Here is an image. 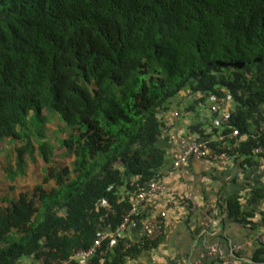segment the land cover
<instances>
[{
  "label": "trees",
  "instance_id": "obj_1",
  "mask_svg": "<svg viewBox=\"0 0 264 264\" xmlns=\"http://www.w3.org/2000/svg\"><path fill=\"white\" fill-rule=\"evenodd\" d=\"M204 94L231 98L230 122L248 137L229 152L255 171L264 156V0H0V142L21 141L11 177L35 151L46 168L42 183L1 199L0 264L67 260L116 227L132 192L165 166L159 112L173 103L194 110ZM43 110L64 124L58 144L69 166L52 164L43 130L37 146L27 132L30 118L45 124ZM262 199L251 186L223 208L252 226ZM127 242L106 240L90 264H125L136 250ZM251 260L264 264V243Z\"/></svg>",
  "mask_w": 264,
  "mask_h": 264
},
{
  "label": "crops",
  "instance_id": "obj_2",
  "mask_svg": "<svg viewBox=\"0 0 264 264\" xmlns=\"http://www.w3.org/2000/svg\"><path fill=\"white\" fill-rule=\"evenodd\" d=\"M183 104L173 103L169 109L159 112L162 120L175 110H180L181 116L170 128L175 136L193 129L201 115H210L206 106L182 111ZM233 107L230 102L228 110H233ZM167 139L164 136L159 139L166 155V163L162 168L164 180L172 190L189 198L188 205L177 203L171 208L168 203L175 198L172 193L151 194L141 208V215L150 216L164 210L163 233L156 240H145L140 218L136 219L122 234L136 246L125 264H213L216 259L227 264H257L252 262L251 257L259 245L258 235L263 229V225L258 224L264 223L263 215L260 214L264 212V199L255 205L257 209L252 226L230 220L223 207L227 197L234 194L242 196L251 186L264 189V170H260L257 164L256 170L249 172L235 160L228 166H221L207 159H191L179 169H174L173 160L180 146ZM119 194L122 197L130 193L122 187L119 188ZM211 245L217 246L216 253H210ZM232 249H237L236 257L230 256ZM227 258L232 261L226 262ZM22 263L33 262L30 258H24Z\"/></svg>",
  "mask_w": 264,
  "mask_h": 264
},
{
  "label": "built area",
  "instance_id": "obj_3",
  "mask_svg": "<svg viewBox=\"0 0 264 264\" xmlns=\"http://www.w3.org/2000/svg\"><path fill=\"white\" fill-rule=\"evenodd\" d=\"M204 101H200V106L208 108L210 115H201L197 121L200 124V128L195 131L193 129L188 130L185 134L175 136L171 133L170 128L176 124V121L181 116L179 110H175L171 116L163 117L164 126L162 127V135L166 138H170L180 146V150L175 155L173 160V168L179 169L181 166L187 164L191 159H207L211 163H215L221 166H228L231 162H234V157L229 151L238 147L240 143L245 140L248 135L241 134L239 129L233 126L230 122V114L232 110H228L230 104L229 97L218 100L216 97L204 94L202 95ZM192 99L199 101L196 96ZM164 116V115H163ZM264 135V121H262L257 130V136ZM256 137V135H253ZM255 154H261L263 148L257 147L253 150ZM258 168L264 170V156L258 159ZM164 171H159L155 176L144 186L134 190L132 193L134 197L131 200V205L128 209L124 210L122 214L121 222L113 229H102L99 235L93 240V243L87 249H80L73 252L71 257L67 260H55L52 264H90L91 258L96 253L103 254L106 250H103V243L109 239H115V237L122 236L124 231L135 223L136 219L140 218L143 228V235L145 240H156L163 233L165 226L166 212L164 210L157 212L150 216L138 217L141 215V208L147 198L151 194L161 195L164 192L172 193L175 197L170 200L168 205L174 208L176 205L182 204L188 205L189 198L186 195L179 194L169 187L164 180ZM106 200H102L101 204L106 206ZM104 221V218H102ZM110 226V225H108ZM258 241L264 243V227L258 235ZM112 243V242H111ZM114 243V240H113ZM130 242L126 243V247L131 246ZM110 242L106 243L105 248L109 249ZM211 254L217 252V246L211 245L209 247ZM237 249H232L230 256L235 257ZM226 262H231L230 258L225 259ZM44 259L40 258L37 264H43Z\"/></svg>",
  "mask_w": 264,
  "mask_h": 264
},
{
  "label": "rangeland",
  "instance_id": "obj_4",
  "mask_svg": "<svg viewBox=\"0 0 264 264\" xmlns=\"http://www.w3.org/2000/svg\"><path fill=\"white\" fill-rule=\"evenodd\" d=\"M184 106V105H182ZM42 114L46 117L45 124L40 123V120L35 119L30 122L27 127L31 139L36 143V135L43 130L46 138L54 145V154L52 156V164L69 166L73 161V156L66 153L58 144L59 138L66 135L64 124L59 120L57 115H51L43 110ZM31 115H29L30 117ZM65 132V133H64ZM21 141L11 140L9 138L0 142V203L1 199L16 197L20 192L30 190L32 187L44 181L46 174L45 165L39 157L37 151L34 152V160L26 156V168L22 175L11 177V173L15 169V149L19 147ZM44 188L50 190L54 186V181L49 180L43 184ZM67 187H63L61 198L67 193ZM41 213L44 212V206L40 208ZM12 235H10L11 238ZM13 237V236H12Z\"/></svg>",
  "mask_w": 264,
  "mask_h": 264
},
{
  "label": "clouds",
  "instance_id": "obj_5",
  "mask_svg": "<svg viewBox=\"0 0 264 264\" xmlns=\"http://www.w3.org/2000/svg\"><path fill=\"white\" fill-rule=\"evenodd\" d=\"M180 111V110H179ZM182 111H185V110H182ZM199 119H197V121H198Z\"/></svg>",
  "mask_w": 264,
  "mask_h": 264
}]
</instances>
